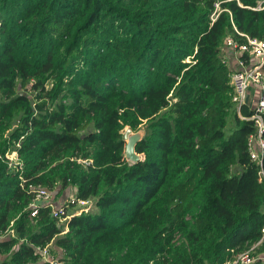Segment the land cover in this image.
Returning a JSON list of instances; mask_svg holds the SVG:
<instances>
[{
    "label": "trees",
    "instance_id": "trees-1",
    "mask_svg": "<svg viewBox=\"0 0 264 264\" xmlns=\"http://www.w3.org/2000/svg\"><path fill=\"white\" fill-rule=\"evenodd\" d=\"M226 1L211 23L212 0H0V233H15L0 264H52L45 247L56 264H227L255 244L264 255L254 126L231 103L221 53L227 36L245 42L234 28L264 41V0ZM144 125L131 164L123 131ZM29 184L75 188L96 211L31 218Z\"/></svg>",
    "mask_w": 264,
    "mask_h": 264
},
{
    "label": "built area",
    "instance_id": "built-area-1",
    "mask_svg": "<svg viewBox=\"0 0 264 264\" xmlns=\"http://www.w3.org/2000/svg\"><path fill=\"white\" fill-rule=\"evenodd\" d=\"M213 11L210 15L211 23H214L221 12H228L222 9V4L226 0H212ZM236 34L245 39L244 43H237L236 40L227 36L224 39L221 53L224 62L229 66L230 85H231V103L241 120L250 121L254 126V133L247 139V151L250 160L259 166V178L264 181V171L262 169V157L264 155V140L262 135L264 133V41L257 38H251L243 33L238 32L234 28ZM247 106L251 115L243 117L240 113L242 106ZM19 144H17V147ZM8 169L15 173H21L22 164L17 158L16 151L7 152L4 161ZM13 165V168H11ZM22 183L26 181L20 178ZM23 187V186H22ZM28 192L32 194V200L28 205L30 217L34 218L37 210L40 207H49L50 216L59 221V223H66L72 216H79L81 214L93 213L91 209V200H77L73 192L69 199L60 206L55 205L53 200V191L48 190L40 185H28ZM95 206V201H94ZM96 208V206H95ZM68 211H73L71 215H67ZM264 232V230H263ZM15 233L10 226L6 231L0 233V241L14 238ZM258 244L252 246L248 251L237 253L227 264H254L256 261H263L264 256H256L253 254V249ZM43 261L53 264L50 257L49 248H37Z\"/></svg>",
    "mask_w": 264,
    "mask_h": 264
},
{
    "label": "water",
    "instance_id": "water-1",
    "mask_svg": "<svg viewBox=\"0 0 264 264\" xmlns=\"http://www.w3.org/2000/svg\"><path fill=\"white\" fill-rule=\"evenodd\" d=\"M142 137L143 134L140 131L133 133L130 129H125L123 135V140L125 142L124 158L127 162L135 164L141 161V155L135 152V146L142 139Z\"/></svg>",
    "mask_w": 264,
    "mask_h": 264
},
{
    "label": "rangeland",
    "instance_id": "rangeland-1",
    "mask_svg": "<svg viewBox=\"0 0 264 264\" xmlns=\"http://www.w3.org/2000/svg\"><path fill=\"white\" fill-rule=\"evenodd\" d=\"M146 127H145V125L144 126H142L141 128H140V132L144 135V133L146 132V129H145ZM92 128L91 127H89L88 129H87V131H89V130H91ZM234 129V120H233V117H232V114H230L229 115V117L227 118V127H226V134L228 135L232 130ZM124 132H125V130L123 131V135H124ZM10 148H12V147H9V149H8V152H11L10 150H12V149H10ZM6 154V153H5ZM141 159H142V156H141ZM11 168H13V165H12V167ZM241 170L238 168V167H233V169H232V173L233 174H235V173H239ZM69 192V191H68ZM70 192L66 195V197L64 196L63 197V199L65 200H63L62 202H60L59 203V205L57 204V206H60V205H62V204H64L65 202H66V200L67 199H69V197H70ZM57 197V196H56ZM90 206H91V209H92V212L94 213L95 211H96V208H95V206H94V200H91V204H90ZM73 213V211H68L67 212V215L69 216V215H71ZM187 220L188 219H190L189 217H187L186 218ZM60 224H62V223H60ZM181 238H182V236H176V238H175V241H179V240H181ZM264 256V255H263ZM52 260H53V258H52ZM53 264H56V262H53Z\"/></svg>",
    "mask_w": 264,
    "mask_h": 264
},
{
    "label": "crops",
    "instance_id": "crops-1",
    "mask_svg": "<svg viewBox=\"0 0 264 264\" xmlns=\"http://www.w3.org/2000/svg\"><path fill=\"white\" fill-rule=\"evenodd\" d=\"M68 191L70 192V194H72L73 192H76V189L70 187V188H68L62 192L60 190H58V188L53 190V200H54L55 205H57V204L59 205V203L64 200L63 197L64 196L66 197V195L69 193Z\"/></svg>",
    "mask_w": 264,
    "mask_h": 264
}]
</instances>
